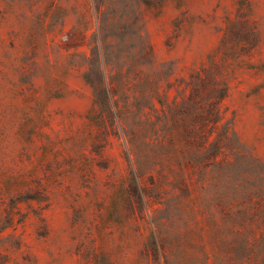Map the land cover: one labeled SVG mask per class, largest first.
<instances>
[{
    "label": "rangeland",
    "instance_id": "obj_1",
    "mask_svg": "<svg viewBox=\"0 0 264 264\" xmlns=\"http://www.w3.org/2000/svg\"><path fill=\"white\" fill-rule=\"evenodd\" d=\"M263 234L264 0H0V264H264Z\"/></svg>",
    "mask_w": 264,
    "mask_h": 264
},
{
    "label": "trees",
    "instance_id": "obj_2",
    "mask_svg": "<svg viewBox=\"0 0 264 264\" xmlns=\"http://www.w3.org/2000/svg\"><path fill=\"white\" fill-rule=\"evenodd\" d=\"M224 93H225V90L222 93V96H224ZM222 96H220V97H222ZM221 115H222L221 114V109H218L217 110V116H221ZM255 239H257V231L255 229H250L248 231L246 242L244 244V245H246V251L248 252L249 255H251L253 253V251H254L251 244H252L253 240H255Z\"/></svg>",
    "mask_w": 264,
    "mask_h": 264
}]
</instances>
